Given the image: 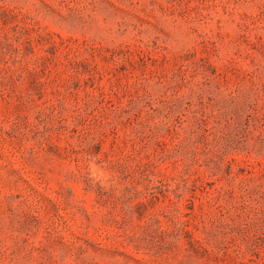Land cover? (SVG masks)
I'll return each mask as SVG.
<instances>
[{
    "label": "rangeland",
    "instance_id": "rangeland-1",
    "mask_svg": "<svg viewBox=\"0 0 264 264\" xmlns=\"http://www.w3.org/2000/svg\"><path fill=\"white\" fill-rule=\"evenodd\" d=\"M0 264H264V0H0Z\"/></svg>",
    "mask_w": 264,
    "mask_h": 264
}]
</instances>
